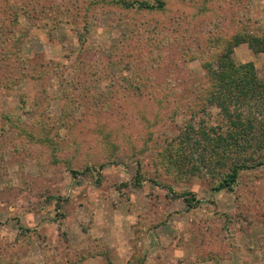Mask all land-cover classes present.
Segmentation results:
<instances>
[{"label":"rangeland","instance_id":"374dc122","mask_svg":"<svg viewBox=\"0 0 264 264\" xmlns=\"http://www.w3.org/2000/svg\"><path fill=\"white\" fill-rule=\"evenodd\" d=\"M161 1L0 0V264H264V0Z\"/></svg>","mask_w":264,"mask_h":264},{"label":"trees","instance_id":"16d2710c","mask_svg":"<svg viewBox=\"0 0 264 264\" xmlns=\"http://www.w3.org/2000/svg\"><path fill=\"white\" fill-rule=\"evenodd\" d=\"M119 4L124 7L129 8H136V9H146V10H162L164 7V2L161 0H155L153 4H147L143 2L138 1H132L129 4H126L124 0H119ZM243 44H247L250 49H252L255 53H264V39L261 40V38H253L249 35H240L238 32L232 36L223 51L221 52H210L209 58L206 59V56H201L202 66L205 71L209 73L210 81L208 84H214L215 87H217V91L212 94V91L209 93V88L203 87L202 91L207 92L206 94V101H214L218 104L224 111L228 110L225 107V102L232 103V99H234L233 103H238V101L241 100V102L245 101H252V102H263L264 99V84L261 85V83H258L255 81L253 74H250V78L253 80L252 85L254 84L255 88H260L263 90L261 91V94H256L255 91L250 88H246V92L242 91L241 97L236 96L233 91H230L233 86L234 79H241L242 75L245 76V73L247 72L248 66H236L233 62V50ZM195 59L196 56H191ZM192 61L191 59L188 60V62ZM204 61V62H203ZM246 68V71L242 73V70ZM242 73V75H241ZM215 82V83H214ZM226 88L224 89L225 92L221 94L223 90L220 92V88ZM226 96V97H224ZM262 100V101H261ZM246 103V102H245ZM22 109V107H20ZM24 112H20V115H25ZM6 121L10 123V120L8 119V115L4 117ZM264 123V121H263ZM263 123H260L262 125ZM252 125V123L250 122ZM264 133V132H263ZM35 140V138L33 139ZM37 141V140H35ZM262 164V163H260ZM239 168L236 167L229 170V172L224 176V179L220 181L218 184V187L216 190H222V189H231L232 185L236 183L237 176H238Z\"/></svg>","mask_w":264,"mask_h":264}]
</instances>
